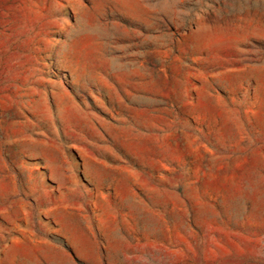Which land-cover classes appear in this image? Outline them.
Masks as SVG:
<instances>
[{
	"label": "rangeland",
	"instance_id": "1",
	"mask_svg": "<svg viewBox=\"0 0 264 264\" xmlns=\"http://www.w3.org/2000/svg\"><path fill=\"white\" fill-rule=\"evenodd\" d=\"M0 264H264V0H0Z\"/></svg>",
	"mask_w": 264,
	"mask_h": 264
}]
</instances>
